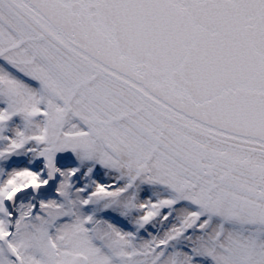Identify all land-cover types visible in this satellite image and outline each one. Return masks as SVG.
Returning a JSON list of instances; mask_svg holds the SVG:
<instances>
[{
  "label": "snow or ice",
  "instance_id": "1",
  "mask_svg": "<svg viewBox=\"0 0 264 264\" xmlns=\"http://www.w3.org/2000/svg\"><path fill=\"white\" fill-rule=\"evenodd\" d=\"M0 264H264V0H0Z\"/></svg>",
  "mask_w": 264,
  "mask_h": 264
}]
</instances>
